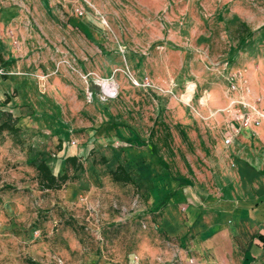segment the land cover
I'll return each instance as SVG.
<instances>
[{
	"label": "rangeland",
	"instance_id": "1",
	"mask_svg": "<svg viewBox=\"0 0 264 264\" xmlns=\"http://www.w3.org/2000/svg\"><path fill=\"white\" fill-rule=\"evenodd\" d=\"M23 4L21 27L2 30L0 116L20 130L0 137V264H189L186 238L166 236L161 206H150V182L126 167L125 147L139 143L114 137L133 132L164 174L203 197L263 194L264 130L224 147L218 110L233 73L264 96V0ZM68 146L84 167L72 202L64 186L39 190L35 170L43 160L56 172L59 159L56 174L67 169L58 152ZM118 164L131 183L111 180Z\"/></svg>",
	"mask_w": 264,
	"mask_h": 264
},
{
	"label": "crops",
	"instance_id": "2",
	"mask_svg": "<svg viewBox=\"0 0 264 264\" xmlns=\"http://www.w3.org/2000/svg\"><path fill=\"white\" fill-rule=\"evenodd\" d=\"M22 5L4 4L0 0V55L3 58L8 52L2 40V30L18 22L24 23L21 16L29 10L28 4L17 0ZM7 3V2H6ZM74 24L81 23L73 19ZM15 81H11V90ZM1 82V80H0ZM9 89L4 90L8 93ZM224 121L221 125V132ZM264 130V126L256 129ZM116 142L137 141L139 145L127 146L124 149L126 167L137 177L150 182L148 191L149 203L153 210L164 201L160 208L159 224L168 237L186 238L188 251L196 264H264V193L248 198L203 197L192 188L180 183L168 174H164L150 145L141 144L133 132L122 128L116 131ZM251 131H243L228 147H233L238 140L250 139ZM253 139V138H252ZM60 149L58 155L63 159L75 154L72 146ZM66 152V154H65ZM73 153V154H72ZM62 159L56 166V173L61 169ZM90 183L93 188L100 185L98 173L90 172ZM75 182L66 184L62 196L66 201H75L82 194Z\"/></svg>",
	"mask_w": 264,
	"mask_h": 264
},
{
	"label": "built area",
	"instance_id": "3",
	"mask_svg": "<svg viewBox=\"0 0 264 264\" xmlns=\"http://www.w3.org/2000/svg\"><path fill=\"white\" fill-rule=\"evenodd\" d=\"M82 1L86 2V0ZM81 9L75 8V11L82 14ZM226 81L227 92L232 96L229 98L227 105L218 110L227 114V120L224 122L221 133V143L224 147L230 146L233 140L243 131H251L255 134L256 129L264 126V96L252 95L247 80L242 73L230 74L227 76ZM135 83L138 84V82ZM140 85L149 87L150 82L145 78ZM109 92L115 96V88L111 87ZM71 144H75V142L71 141ZM189 264L196 263L193 259H190Z\"/></svg>",
	"mask_w": 264,
	"mask_h": 264
},
{
	"label": "trees",
	"instance_id": "4",
	"mask_svg": "<svg viewBox=\"0 0 264 264\" xmlns=\"http://www.w3.org/2000/svg\"><path fill=\"white\" fill-rule=\"evenodd\" d=\"M1 59V55H0ZM7 100V98H6ZM6 118L1 119L0 116V137L4 133H8L11 135H16L19 132V128L14 124L9 122L10 114L5 113ZM102 161H105V158H102ZM63 163L65 168L70 170L72 176H70L67 172V169L61 171V173L53 174L49 166L43 161H39L35 166L36 170V183L39 190H58L61 189L68 183H72L75 180V174L83 170V164L77 156H66L63 159ZM110 178L113 182L120 183H131L133 180L129 174V172L124 168L122 164H118L115 166L113 170L109 173ZM165 201V200H164ZM164 201H162L157 207L161 206Z\"/></svg>",
	"mask_w": 264,
	"mask_h": 264
}]
</instances>
